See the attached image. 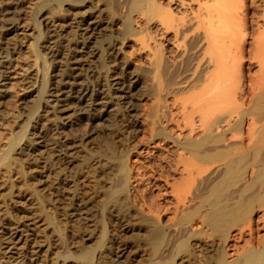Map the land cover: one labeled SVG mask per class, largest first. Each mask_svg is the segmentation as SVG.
Instances as JSON below:
<instances>
[{"label":"bare ground","instance_id":"1","mask_svg":"<svg viewBox=\"0 0 264 264\" xmlns=\"http://www.w3.org/2000/svg\"><path fill=\"white\" fill-rule=\"evenodd\" d=\"M122 1L126 15L120 36L124 39L126 35L142 31L146 37L143 42L148 38L153 43L141 46L146 58L145 69L152 73L150 89L155 100L147 114L146 134L142 139V143L153 144L149 147L152 166L139 164L131 168L128 157L131 149L124 150L118 157L112 150L114 145L88 141V151H83L86 157L81 161L88 160L86 164L98 168L103 176L109 172L113 174L100 206L91 208L84 198L77 199L71 185L75 182L59 170L53 177L50 213L42 206L45 203L43 195L24 185L28 194H34L37 199L47 234L55 236L54 242L47 240L45 243V252L59 251L48 263L32 261L26 254L16 253L17 257H13L14 253L10 252L8 257L13 258V264H128L132 260L125 254L128 245L116 243L113 247L116 254L105 246L109 225L105 222L104 210H114L120 227L127 223L128 217L133 215V207L126 204L130 192L128 185L134 181L139 192L135 191L138 196L134 200L138 205L134 204V215L137 214L138 225L134 227L145 232L141 242L149 250V257L139 255L137 262L264 264V0L260 1V12L256 11L254 0ZM69 6L77 7L78 2L68 3ZM91 9L84 19L74 20L75 36L64 42L67 57L64 64L61 61L63 67L57 68L60 70L58 74L55 72L57 75L51 84L47 87L45 70L42 75L41 68L29 73L28 88H33L32 81L38 77L39 88L31 92L39 94L34 95L36 99L23 101L24 115L18 122V130L8 141V150L0 155L1 163L31 164L30 157L45 141L43 128L67 124L74 112L76 117V114L97 110L96 114L107 119L117 114V120L126 121V129L117 134L121 141L127 132L138 126V121L128 113L135 109V103L131 94L125 92L126 83L108 84L110 90L104 81L92 83L89 80L95 74L98 76L101 69L85 67L84 60L88 62L99 55L102 48H99L101 19H97L100 14H95L100 10L93 6ZM46 14L44 9L39 11L35 22L36 26L54 27L40 45L47 51H35V60L41 63L42 70L50 64L49 61L46 64L47 58H55V45L61 34L56 30L54 17ZM14 15L7 7L0 9L2 37L6 38L5 34L15 30ZM8 53V40L0 38V98L4 96L1 86L10 67ZM101 59L98 60L99 68L103 66ZM254 64L256 69L251 73ZM133 77L129 79L137 83L139 80H132ZM43 94L55 97L54 103L44 99ZM113 98L118 99V103L112 102ZM40 99H44V106H47L46 109L42 106L43 114L36 112ZM62 99L67 102L59 104ZM112 103L117 108H110ZM70 108L73 110L71 116L70 112L62 118L61 114ZM29 124L30 129H27ZM44 143L55 157L64 146L54 139ZM72 144H67L66 148ZM59 199L68 207L63 215L73 221H82L88 227V210H92L94 216L100 215L98 231L92 224L84 239L83 231L62 228L65 216L56 214L59 211L54 203ZM0 227L3 229L0 238L13 244L20 226L2 223ZM138 239L133 254L140 249ZM84 240H94L95 245L91 248ZM75 244L77 246L72 249Z\"/></svg>","mask_w":264,"mask_h":264},{"label":"rangeland","instance_id":"2","mask_svg":"<svg viewBox=\"0 0 264 264\" xmlns=\"http://www.w3.org/2000/svg\"><path fill=\"white\" fill-rule=\"evenodd\" d=\"M8 1L10 0H0V9L3 7H7L10 10H13L17 26L14 31H6L8 32L7 34H5L7 39L5 37H2V35L0 34V38L2 40H8L9 42L8 57L10 58V67L8 68L6 73L7 78L4 81V84H2L1 86V92L2 94H4V96L1 97L2 100L0 98L1 156L3 153L6 152V150H8L7 147L9 146V139H11L12 135L15 134L16 130H18L17 127H19L20 124L18 122L24 115V111L22 108V106L24 105L23 101L25 102L29 98L36 99L35 96L39 94L37 93V95H35L36 92H31L34 90L36 91L39 88L40 80L38 77L36 81H32L34 83L33 88L32 86L28 88L30 84L28 78L29 73L32 69L41 68V70H39V73L41 75L44 70L47 73V75L45 74L46 79H48V81H46L48 82L46 84L47 87L51 84V81L54 80L59 70L63 67L61 61L64 64V58L66 59L67 57L65 54H67L68 51H66L67 47L64 42L67 43L68 39H72L75 36L74 20L84 19L85 16H87V14L90 12V10H92V6L93 8H96V10H104H102V12H95V14H100L97 19H101H99L102 29L99 32L101 34V37L98 34L100 43L99 48L102 47L100 49L98 48V52L99 55H101L99 56L97 54L95 57L89 59L88 62L87 60H84V64H88L87 66L85 64V67H88L90 65V67L94 68V70L97 67V70L99 69L100 71L101 69V71L100 73H98V76L97 74H95L96 76H93L94 78L90 77L89 80L92 83L104 81L106 84L105 86L108 87V89L110 87V85L108 84H112V86H118L117 84L119 83H126L127 87L125 86V92H128L127 94H131L133 98L132 100L135 103V109L128 113L131 118L133 117L134 119H136V121H138V126L136 127V129L131 130L127 133L125 131L126 135L125 137L123 136L121 141L120 136H117V134H119L120 130L126 129V126L124 125L126 124V121L117 120V114L115 116H112V118L107 119V117H101L96 114L98 113L97 110H90L89 112L87 111L86 114H76L75 117V112L72 114L73 110L70 108L65 111L66 113L64 112L63 114H61V117L65 118L67 114L71 112L69 114V117L71 116V114L72 116L70 120H68L69 122L65 120L67 124L62 125L61 123H59L58 126L47 125L45 128H43V134L46 136H44L45 141H52L54 139L55 141L61 142L62 145L64 144V146H62V150H60L61 153L59 154V156L55 157L54 154H52V151L46 148L48 145L44 143L45 141H42L41 143L43 144H41V147L38 150L34 151V154L32 155V157H30L31 159L29 162L31 164H19L21 162L9 161V164L5 165V163L0 162L2 164H0V225H2V223H12L14 225L17 224L20 226L18 235L14 239L15 242L13 244H9L8 242L0 238V264H13V258L8 257V255H10V252L14 253L13 257H17L16 253H18V255L20 256L26 254L32 259V261H38V263H48V261H50V258L55 257L59 249L53 251L48 250L47 252H45V243L47 242V240L54 242L55 236L54 234H47V228L45 225L46 223L42 221L43 213H40L41 210H38V203L35 201L37 199L34 198V194L33 196L28 194V189H25L24 185L32 188L34 192L43 195V199L46 204L43 203L45 205L42 204V206L45 210H47V212L50 213V208L52 204L51 202H53V195L51 193L52 186L54 185L52 183L54 181L53 177L55 171L59 170L64 173L68 177V179L70 178L75 182L74 184L71 183V185H73L72 188H74L77 199L84 198V201L87 202L88 207L95 208L100 206L99 204H101L104 198L103 196L110 186L109 178H112L113 174L109 172L106 175L108 177L107 178L106 176H103L104 174L101 173L98 168H93L90 167L89 164H86V161L87 163H89L88 160H85V162L81 161L82 158L84 159L86 157L85 155L83 156V154H85V151H88L89 142L101 144L102 141V143H104L105 141L108 142L111 146L114 145L112 150L118 157L123 155L122 153L124 150L131 149L128 156L130 159L129 166L131 168L139 164H143L145 166H152L151 163L153 155L150 154L149 147H151V145L153 144L142 143V139L145 137L146 134L147 114L151 112L155 100L150 89V79L152 73L149 72L148 69H145L146 58L143 54L144 50L141 48V46H151V44L153 45V43L152 40L148 38L147 41L143 42L146 37L145 32L142 31H139L138 33H135L132 36L126 35L127 38L124 39L121 37V29L123 26L122 24L124 16L126 15V7L122 0H11L13 2ZM254 1L256 11L260 12L262 8L260 2L261 0ZM77 2V7H68V3L74 4ZM43 9L45 11V14L47 13V17H54L53 19H55L54 23L56 30H58V33L60 32L63 36L61 38V34L59 33L60 35L58 41L63 45H60V43L57 42V44L55 45V50H57L58 53L56 52L55 58L49 57L46 59V64L48 63V61L50 62V64L49 66H46L47 69L45 68L42 70L41 63L35 60V51L38 50L40 53H44L47 51L40 45L44 44L45 38L47 37V35L50 34V29L54 28H48L43 24L36 26L35 22L36 20H38L37 18L39 17V11H42ZM122 39L124 41H122ZM117 50H119L120 52L117 53ZM98 57H101L102 59ZM99 59H101V61L103 62L102 68H99ZM40 65L41 67H39ZM255 69L256 66L254 64L250 68L251 73L255 71ZM39 73L38 76H40ZM130 77H133L132 80L137 78V80L139 81H137V83H132L129 79ZM46 89L48 90V88ZM43 96L44 99L47 98L54 103L55 97L48 96L46 94H43ZM116 98H113L112 102L118 103V99ZM44 99H40L41 101H39L41 103L38 102L39 104H37L40 106L39 109L37 108L36 111L38 114H43L44 107L45 109L47 107L44 106ZM66 102V100L62 99L60 100L59 104H63ZM115 106L114 103L110 104V108ZM125 111L128 110L125 109ZM30 126L31 125L29 124L26 126V128L30 129ZM72 143L75 145H73ZM44 144L45 146L43 147ZM67 144H72V146L66 148ZM71 147L73 148L70 149ZM74 148H76V150ZM27 166H30V168H28ZM113 173H115V170ZM134 183V181H130L128 185V190L130 192L127 193V197L129 198V200L127 199L126 203L127 205H129L130 208L131 206L133 207L131 208L133 215L135 214L134 209L136 208L134 204L137 203L136 205H138V202L135 203L134 199H137L136 197L139 193L138 191H136L137 185L136 183ZM22 187H24L25 192L29 195V197L25 192L21 191L24 190ZM135 191L138 193H136ZM22 195L26 196L22 197ZM59 200L54 202L57 205V210L59 211H57L58 213L56 214L63 215L67 211L68 207L64 203V201H62L61 199ZM89 200H92L91 203L89 202ZM91 211L92 210H88V212H90L88 215L90 227L83 225L81 223L82 221H73V219L69 216L63 215L65 217H61H63L62 222L65 225L62 226V228H65L66 226V229H70L72 230V232L74 231V229H76L74 232L83 231V233L86 234L84 236V239H87V233H89V230L92 228V224L96 226L97 231L99 229V225L101 224L100 215L94 216ZM111 211H113V213H111ZM104 214L106 219L105 222H108L107 224L109 225V230L107 231V236L105 240V243H107L105 244V246L108 247L107 250L109 251L110 249V251H113V254H116V251L114 250L115 246L117 245L116 243H125L129 246L128 251L125 254L128 255H126L127 257H130L132 259L130 262H128V264H147V261H145L146 263L137 262L140 259L139 255H143V258L146 259L149 257V250L147 249L146 244L143 245L142 243L145 232H143V230L138 231L134 227L138 225V222H136L138 219L137 214L136 217L135 215L129 216L128 222L122 223V227H120L119 223L116 222L114 210L106 208V210H104ZM53 216L56 218V215L53 214ZM167 216L169 217V214ZM166 217L164 218L165 221L167 220ZM65 221L66 223H64ZM62 222H60V225H63ZM125 226L126 229H123V227ZM23 229H26L27 231L23 232ZM1 230H3L2 227H0V231ZM0 234L2 233L0 232ZM109 235H111L112 237ZM141 235L143 236V239H141ZM49 236H51L50 239ZM137 237H139L138 243L139 241L142 242L139 246L140 249L137 250V254H133V249H135L134 247H136L137 245ZM85 242L86 245L90 246L91 248L95 245L94 240H84V244ZM109 244L111 247L108 246ZM74 246L77 245H72V249L74 248ZM142 246L144 249L141 248ZM200 263L203 264V262L201 261Z\"/></svg>","mask_w":264,"mask_h":264}]
</instances>
